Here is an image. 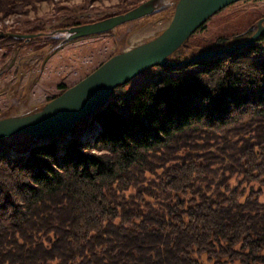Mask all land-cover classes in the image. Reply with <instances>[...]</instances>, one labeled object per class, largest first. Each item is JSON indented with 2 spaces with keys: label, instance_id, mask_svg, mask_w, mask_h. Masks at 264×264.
Instances as JSON below:
<instances>
[{
  "label": "trees",
  "instance_id": "trees-1",
  "mask_svg": "<svg viewBox=\"0 0 264 264\" xmlns=\"http://www.w3.org/2000/svg\"><path fill=\"white\" fill-rule=\"evenodd\" d=\"M39 1L0 0V10ZM93 21H61L44 37L48 51ZM17 34L0 31V47L28 41ZM231 39L218 37L213 49ZM207 50L186 41L169 60ZM115 94L70 141L21 134L3 142L0 264H205L203 255L264 264V31L228 55L156 66ZM94 121L99 132L80 137ZM238 177L250 188L232 186Z\"/></svg>",
  "mask_w": 264,
  "mask_h": 264
},
{
  "label": "rangeland",
  "instance_id": "rangeland-1",
  "mask_svg": "<svg viewBox=\"0 0 264 264\" xmlns=\"http://www.w3.org/2000/svg\"><path fill=\"white\" fill-rule=\"evenodd\" d=\"M180 1L45 0L29 4L25 11L5 13L0 10V31H18L17 35L32 34L34 36L31 38L35 39L30 42L29 38L25 43L10 41L0 47V119L24 117L44 109L61 95L62 84L69 88L115 54L155 39L169 25L175 13L174 5L177 7ZM134 6H152L155 10L162 6L167 8L155 15H144L120 25L110 33L86 36L74 41L71 32L65 33L70 41L58 51H48L50 44H45L44 37L61 21L88 17L97 22L130 11ZM254 27H264V0H241L211 16L188 41L198 46H210L212 50L218 37H232L230 42L223 45L237 44L248 40L254 33ZM98 129L90 137H94ZM11 139L20 141V136ZM4 149L8 150L10 156L20 153L17 148L12 150L7 145ZM241 181L242 177H238L231 184L236 186L242 183L243 187L250 188L249 182ZM201 260L205 264H213L207 260L206 255Z\"/></svg>",
  "mask_w": 264,
  "mask_h": 264
},
{
  "label": "water",
  "instance_id": "water-1",
  "mask_svg": "<svg viewBox=\"0 0 264 264\" xmlns=\"http://www.w3.org/2000/svg\"><path fill=\"white\" fill-rule=\"evenodd\" d=\"M238 1L241 0H181L169 25L155 39L114 55L80 82L53 99L44 109L24 117L0 119V148L6 139L20 134L40 138L59 137L70 133L78 121L103 109L117 85L126 84L147 69L160 64L211 16ZM153 11L152 6H140L104 20L79 25L70 29L71 37L77 38L107 31L123 22L137 19ZM263 31L264 27L259 28L246 41L222 49L203 51L191 58L172 62L169 65L176 67L193 64L206 57L243 50L250 47ZM19 36L29 39L34 35L20 34ZM89 93H97V95L84 101L83 97Z\"/></svg>",
  "mask_w": 264,
  "mask_h": 264
},
{
  "label": "bare ground",
  "instance_id": "bare-ground-1",
  "mask_svg": "<svg viewBox=\"0 0 264 264\" xmlns=\"http://www.w3.org/2000/svg\"><path fill=\"white\" fill-rule=\"evenodd\" d=\"M135 20V19H134ZM130 21H132V20H130ZM130 21H126V22H123V23H121V24H119V25H117L116 27H114V28H112V29H110V30H114L115 28H118L120 25H123V24H126V23H128V22H130ZM206 22V21H205ZM204 22V23H205ZM87 24V23H86ZM198 28H200V27H198ZM108 31V30H107ZM197 31V29L180 45V47L186 42V41H188V39L193 35V34H195V32ZM104 32V31H103ZM100 33V32H99ZM83 37V36H82ZM234 45V44H233ZM139 47V46H138ZM227 47V46H226ZM137 48V47H136ZM222 48H225V46H223V47H219V48H217V49H222ZM134 49V48H133ZM179 49V48H178ZM177 49V50H178ZM176 50V51H177ZM126 52V51H125ZM120 53H122V52H120ZM120 53H117V54H120ZM175 53V52H174ZM201 53V52H200ZM117 54H115V55H117ZM173 54V53H172ZM171 54V55H172ZM170 55V56H171ZM197 55V54H196ZM224 55H228V54H220L219 56H216V57H221V56H224ZM170 56H168L165 60H163L160 64H157V65H155V66H153V67H151V68H149V69H152V68H154V67H156V66H160V65H162V66H170L169 65V63H172V62H174V61H171V62H169V63H166V61H170L169 60V57ZM206 58H214V57H206ZM206 58H204V59H206ZM171 67H173V66H171ZM149 69H147V70H149ZM146 70V71H147ZM145 72V71H144ZM144 72H142L141 74H139L138 76H136V77H134V78H132L129 82H127L126 84H120V85H117L115 88H114V90L112 91V93H111V95H110V97H109V100H108V102H107V104L105 105V106H107L108 104H110V103H112L114 100H117V98H116V94H115V90L119 87V86H121V85H127V84H129V83H131V82H133V81H135V79L137 78V77H139L140 75H142ZM140 82H142V81H140ZM136 83V82H135ZM70 88V87H69ZM68 88V89H69ZM67 90V89H66ZM65 90V91H66ZM62 94V93H61ZM95 95H97V93H89V94H87L86 96H84L83 97V100L84 101H88V100H90V99H92ZM104 106V107H105ZM103 107V108H104ZM102 110V109H101ZM101 110H99L97 113H99ZM97 113H95V114H97ZM95 114H92V115H90L89 117H87L86 118V120H91L92 118H93V116L95 115ZM81 120H85V119H81ZM80 120V121H81ZM80 121H78V122H80ZM77 122V123H78ZM76 123V124H77ZM83 127V130H82V132H81V135H80V137H82V138H92V137H90L91 135H93L94 133H96V130H97V127H99V129H98V132H99V130H100V128H101V126H100V124L97 122V121H94L92 124H90V125H88V126H82ZM73 129H74V127L72 128V130L70 131V133H66V134H64V135H62V136H59V137H51V136H45V137H40L39 139H40V141L41 142H47V141H49L50 139H56V138H63V140L64 141H70V139L73 137ZM97 132V133H98ZM21 135V134H20ZM29 135V134H28ZM17 136V135H16ZM95 136V135H94ZM12 138V137H11ZM10 138V139H11ZM9 139V138H8ZM3 147V146H2Z\"/></svg>",
  "mask_w": 264,
  "mask_h": 264
}]
</instances>
